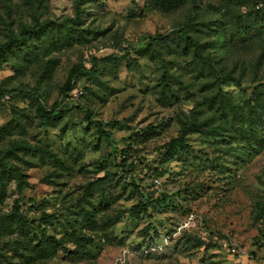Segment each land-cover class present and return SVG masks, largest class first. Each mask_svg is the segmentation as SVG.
Returning a JSON list of instances; mask_svg holds the SVG:
<instances>
[{"label":"rangeland","instance_id":"rangeland-1","mask_svg":"<svg viewBox=\"0 0 264 264\" xmlns=\"http://www.w3.org/2000/svg\"><path fill=\"white\" fill-rule=\"evenodd\" d=\"M79 2L0 0V264H264V0Z\"/></svg>","mask_w":264,"mask_h":264},{"label":"trees","instance_id":"trees-1","mask_svg":"<svg viewBox=\"0 0 264 264\" xmlns=\"http://www.w3.org/2000/svg\"><path fill=\"white\" fill-rule=\"evenodd\" d=\"M80 0H77V13L79 14L80 13V8H79V2ZM163 3L165 5H170L172 3V0H162ZM19 41L22 40V38L18 39ZM208 60V59H206ZM213 71H214V74L216 75L217 78H221V76L219 75V73L215 70V68L211 65ZM92 69H87L85 68L84 66H81V65H77V66H74L72 68V70L70 71V75L63 87V95H66L67 93H69V91L72 90L73 88V78L76 74H78L80 71H83V72H90ZM231 78L233 81H237L236 78H233V77H229ZM227 79V78H225ZM9 91L7 89H4V88H0V97H3L4 95H6ZM37 112L38 114L40 115V117H42L44 120H50L52 118H54L57 113H58V104H56L54 106L53 109L51 110H46L45 106L43 105H39L38 108H37ZM187 135V129L186 128H183L182 132H181V135L178 137V138H175L173 140H171L170 142H168L165 146L168 147V148H173L175 147V145H177L178 143H181V142H184L185 141V137ZM22 183V182H20Z\"/></svg>","mask_w":264,"mask_h":264}]
</instances>
